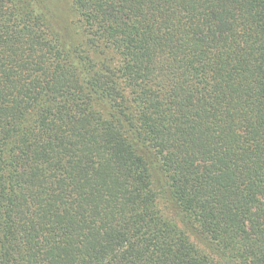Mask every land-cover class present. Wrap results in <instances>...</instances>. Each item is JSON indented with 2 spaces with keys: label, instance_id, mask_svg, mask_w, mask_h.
Instances as JSON below:
<instances>
[{
  "label": "trees",
  "instance_id": "trees-1",
  "mask_svg": "<svg viewBox=\"0 0 264 264\" xmlns=\"http://www.w3.org/2000/svg\"><path fill=\"white\" fill-rule=\"evenodd\" d=\"M0 264H264V0H0Z\"/></svg>",
  "mask_w": 264,
  "mask_h": 264
},
{
  "label": "rangeland",
  "instance_id": "rangeland-1",
  "mask_svg": "<svg viewBox=\"0 0 264 264\" xmlns=\"http://www.w3.org/2000/svg\"><path fill=\"white\" fill-rule=\"evenodd\" d=\"M166 211H167V209H166ZM166 214H168V213H166Z\"/></svg>",
  "mask_w": 264,
  "mask_h": 264
}]
</instances>
